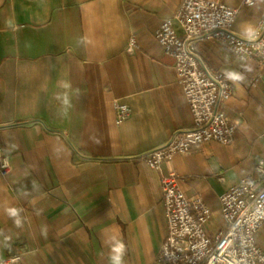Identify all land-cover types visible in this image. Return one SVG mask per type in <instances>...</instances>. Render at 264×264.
Masks as SVG:
<instances>
[{
	"label": "crops",
	"instance_id": "0c3cea01",
	"mask_svg": "<svg viewBox=\"0 0 264 264\" xmlns=\"http://www.w3.org/2000/svg\"><path fill=\"white\" fill-rule=\"evenodd\" d=\"M220 1L239 10L235 35L248 39L249 24L259 31L264 0ZM181 4L0 0V149L12 167L0 176V260L20 251L22 264H110L115 237L124 264H158L168 226L160 175L144 156L193 117L155 31ZM192 51L209 69L245 77L232 81L226 105L233 142L204 143L164 165L187 196H202L213 234L220 197L264 159V66L215 39L195 40ZM116 102L130 108L121 124Z\"/></svg>",
	"mask_w": 264,
	"mask_h": 264
},
{
	"label": "built area",
	"instance_id": "2783aa9c",
	"mask_svg": "<svg viewBox=\"0 0 264 264\" xmlns=\"http://www.w3.org/2000/svg\"><path fill=\"white\" fill-rule=\"evenodd\" d=\"M253 7L255 0H242ZM239 10L220 0H182L178 12L161 22L155 39L164 53L174 59V69L188 102L193 125L174 134L168 142L144 156L147 166L160 175L168 235L163 241L158 264H264V247L257 235L264 227V160L259 159L254 173L220 197L222 225L212 234V212L201 195L187 196L180 187V177L164 172V165L195 146L233 142L237 124L231 121L226 105L233 96V82L225 73L207 68L193 53L198 39L220 41L240 60L255 59L264 66V18L254 40L232 32ZM136 48L130 39L128 49ZM116 122L130 116L126 104L115 103ZM12 170L0 150V176ZM22 252L14 251L0 264H22Z\"/></svg>",
	"mask_w": 264,
	"mask_h": 264
},
{
	"label": "clouds",
	"instance_id": "9594fccd",
	"mask_svg": "<svg viewBox=\"0 0 264 264\" xmlns=\"http://www.w3.org/2000/svg\"><path fill=\"white\" fill-rule=\"evenodd\" d=\"M243 30L247 38L250 40H254L258 35L257 29L250 24L246 25ZM225 77L226 79L232 80L233 82L243 81L245 78L242 73L234 70L227 71L225 73ZM65 87L68 88L70 87V85L65 84ZM125 255H126L125 244L122 242V240H118L115 237H113L111 243V253L109 255L110 264H124Z\"/></svg>",
	"mask_w": 264,
	"mask_h": 264
},
{
	"label": "rangeland",
	"instance_id": "374dc122",
	"mask_svg": "<svg viewBox=\"0 0 264 264\" xmlns=\"http://www.w3.org/2000/svg\"><path fill=\"white\" fill-rule=\"evenodd\" d=\"M1 150V149H0ZM5 157V156H4ZM7 158V157H6ZM264 160V159H263ZM258 161V160H257Z\"/></svg>",
	"mask_w": 264,
	"mask_h": 264
}]
</instances>
